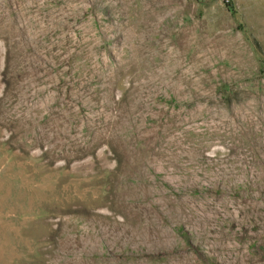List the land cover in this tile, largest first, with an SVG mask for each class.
<instances>
[{
	"label": "rangeland",
	"instance_id": "rangeland-1",
	"mask_svg": "<svg viewBox=\"0 0 264 264\" xmlns=\"http://www.w3.org/2000/svg\"><path fill=\"white\" fill-rule=\"evenodd\" d=\"M0 264H264V0H0Z\"/></svg>",
	"mask_w": 264,
	"mask_h": 264
}]
</instances>
